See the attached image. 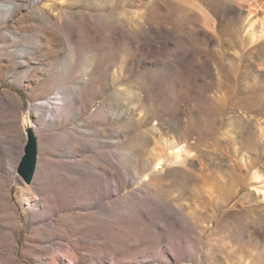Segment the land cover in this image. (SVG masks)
<instances>
[{"label":"rangeland","instance_id":"obj_1","mask_svg":"<svg viewBox=\"0 0 264 264\" xmlns=\"http://www.w3.org/2000/svg\"><path fill=\"white\" fill-rule=\"evenodd\" d=\"M25 5L14 17L19 24L0 20V47L11 54L23 44L37 59L31 68L0 70V101L8 92L23 101L21 108L8 101L0 108V147L10 149L1 167H15L26 182L19 169L37 123L31 107L45 99L56 110L54 98L64 88L79 103L73 117L48 134L68 131L78 138V164L70 168L88 173L96 163L110 174L100 178L103 171L93 169L79 195L52 219L94 216L113 224L121 215L125 234L98 264H264V125L252 121L264 110V0H66L56 12L61 28L54 40L36 39L38 6ZM10 32L27 41H13ZM16 116L23 136L7 125ZM53 139L52 159L68 161L65 143ZM129 151L133 163L125 158ZM152 151L180 156L174 164L164 157L150 179ZM249 160L257 162L251 170ZM191 161L192 167L169 172ZM134 168L145 177L137 179ZM14 176L0 169V182L12 184ZM28 185H37L35 179ZM13 187L19 246L13 248L12 237L0 242V264H47L49 254L41 262L28 254L26 245L39 234ZM13 218L0 203V227L12 229ZM44 240L45 246L52 241ZM90 247L82 246L85 254Z\"/></svg>","mask_w":264,"mask_h":264},{"label":"bare ground","instance_id":"obj_2","mask_svg":"<svg viewBox=\"0 0 264 264\" xmlns=\"http://www.w3.org/2000/svg\"><path fill=\"white\" fill-rule=\"evenodd\" d=\"M65 1L66 0H11L8 2L1 1L0 20L3 22H10L11 19H13V23H15L16 25L19 24L20 20H18V17L15 20L14 17L18 15L22 8L27 7L25 3L28 2V4L33 5V7L38 6V8L34 9V14H36V17L40 20V25L35 30L36 34L34 36L36 37V39H40V35L42 34H47L49 37H51V40H54L61 28V24L58 18L59 13L56 15V12L61 9V2L63 3ZM10 34L14 36L13 41H16V39L27 41L26 37L23 38L19 33L10 32ZM7 39L12 40L11 37ZM5 40L6 35L1 38V42L3 43L5 42ZM36 41V43L40 46V40ZM52 46L54 48V45ZM26 50L28 49H26L23 44H16L12 53L9 54L6 52V48L4 46L0 47V70L13 69L17 71L22 68H31L32 62L36 61L37 59L33 54H26ZM53 54L54 52L52 51L48 53V55ZM3 55L10 57L8 61L5 62L1 58V56ZM4 62V65L1 64ZM54 100L56 101V110H51V106L49 107L48 104L49 101L46 102L45 99L41 100L40 102H38V104L31 107L30 114L32 118H36L37 123L32 128H30L33 132H30L28 141L35 140L38 147V160L35 175L30 181L24 179L26 181L24 182L23 180L19 179L16 175L15 167H12V172L10 171L11 168H9L8 170L7 166V168L1 167V156H3V153H6L10 149L0 147V169L5 173L15 175V181L12 184H9V182H0L2 186L0 187V203H2L3 208L11 209L12 216L14 217V227L12 229L9 227H0V242L6 243L9 241V238L12 237L11 239L13 241V248L17 250L19 246L18 237L21 234V225L17 203L15 202L13 196V186H15L18 190L19 200L22 202L25 208L30 211V224L31 226H36L35 229L38 230L37 234H39L38 237H31L29 240V244L26 245V248L29 251L28 254L33 253V257L40 262L43 258L42 256L49 254L46 259V261L48 262L47 264H62V262L67 264H77L79 262L86 263L88 259L92 258L95 259V261L97 260L95 264H98L101 261H105V256L108 254V249H117L116 246H118L119 241L125 234V223L121 215L118 216L117 222L113 224H108L106 220L94 216L84 217L85 220L83 222L80 221L81 218L79 217L72 219L65 216L62 217V219H52L54 216H56L57 213H60L62 211L63 207L69 206L76 195H79L78 192L80 190V186L82 185L83 177L93 175V169H99L103 171V176H99L100 178H103L104 175L110 174L108 170L104 169L101 166H98L99 164L97 165L96 163H94L93 166L89 167V170H91V172L88 173L82 171L81 169L70 168L71 165L78 164V161H76L77 150H73L75 146V139L77 140L78 138L76 136L74 137V135L69 133L68 131H65L62 134L58 135H50L51 133L48 134V128L54 126H64L65 123H67L70 118L73 117L72 110H74V104L76 105L79 102L76 95L68 92L64 88H59L57 90ZM5 101H8L9 104H17L18 106L16 107L19 108H21V106L23 105L21 97L9 92L6 93L2 101H0V108L5 105ZM18 114L16 113V115ZM20 120L17 121L16 116L12 118V120H10V123L7 125L10 132H18L19 135L23 136V130L20 124ZM252 121H254V123L256 124H259V128H262L264 125V110H261L257 115L255 114ZM1 125L2 124L0 122V130ZM156 129L159 130L161 128H152L153 131H156ZM249 133L250 132H242L240 133L241 135H239L242 136V138H246L248 136L249 140H247L251 142L252 137ZM76 134L78 135V132ZM54 136L58 137L60 142L62 141L65 143V147L69 151L66 156V159L68 161H55L54 159H52L53 155L49 152V149L51 143H53L52 139ZM37 138L39 140L40 149L38 146ZM160 140H162V144L167 141L164 137L161 136ZM119 143L120 142H118L117 144ZM252 143L254 142H251V144ZM39 150L41 154L40 161ZM256 150L257 149H255V151ZM245 152L247 153V151ZM93 153L97 156L99 155L95 152ZM124 155L125 158H127L131 163L135 162V152L129 151L127 153H124ZM179 156L177 153H175V156L172 159H168V154H166V156H163L162 154L152 151L151 158L146 161L148 166L152 167L153 170L155 169V172L151 174L150 179L155 178L157 174L156 167L159 166L161 162L165 160V158L167 159V161H171L174 164L179 159ZM100 160L103 163L105 162V160L101 157ZM120 164V161H118V164H115V167L118 170L121 169ZM194 164L195 162L193 161L188 163L182 162L180 164V167H172L169 172L173 170L184 171L186 167H192ZM256 165L257 162L255 160L252 161V164L251 160L247 162V167L249 170L255 168ZM12 166L15 165L13 164ZM233 168L236 171H243V167L240 164H234ZM64 172L72 175L74 174L76 177L68 178V175H65ZM134 175L137 179H143V177H145L144 172H140L139 170H137V168H134ZM253 178L256 180L258 179L257 172L253 174ZM34 179L35 184L37 185H28L31 184ZM73 186L77 188L72 190ZM117 191H119V185H117ZM259 211L264 215V206L261 207ZM39 215H41L40 218L38 217ZM45 215L51 217L52 220L48 222ZM54 226L55 228H53ZM45 238L52 239L48 246L44 245L46 243L44 240ZM84 245H92L89 250V255L85 254L87 250L85 248H82V246ZM4 246L2 244L1 248H6V245ZM3 250L6 251V249Z\"/></svg>","mask_w":264,"mask_h":264},{"label":"water","instance_id":"obj_3","mask_svg":"<svg viewBox=\"0 0 264 264\" xmlns=\"http://www.w3.org/2000/svg\"><path fill=\"white\" fill-rule=\"evenodd\" d=\"M38 160V147L35 140H30L29 144L25 148V154L22 158L19 173L30 181L36 172Z\"/></svg>","mask_w":264,"mask_h":264}]
</instances>
